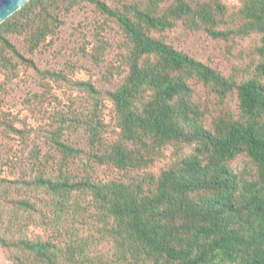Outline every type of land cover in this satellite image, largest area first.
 <instances>
[{
  "label": "trees",
  "instance_id": "16d2710c",
  "mask_svg": "<svg viewBox=\"0 0 264 264\" xmlns=\"http://www.w3.org/2000/svg\"><path fill=\"white\" fill-rule=\"evenodd\" d=\"M84 3L94 18L81 53L102 87L68 75L72 62L33 59ZM197 32L254 41L225 74L181 48ZM25 70L35 124L4 109ZM0 74V139L21 151L0 160L11 264H264V0H28L0 23ZM79 131L82 146L69 139ZM103 166L114 175H96Z\"/></svg>",
  "mask_w": 264,
  "mask_h": 264
},
{
  "label": "rangeland",
  "instance_id": "374dc122",
  "mask_svg": "<svg viewBox=\"0 0 264 264\" xmlns=\"http://www.w3.org/2000/svg\"><path fill=\"white\" fill-rule=\"evenodd\" d=\"M109 2V0H107ZM228 4H237L238 0H224ZM94 18L93 7L89 4H82L67 16L66 22L62 25L52 41V44L43 45L39 52L33 57L34 62L40 69L56 68L59 69L65 66L67 62H72L75 68L68 72L72 78L87 79L90 78L98 87L105 84L101 80L100 70L89 62L81 53V48L86 47L88 50L90 45L87 44L91 39L93 28L92 21ZM110 40L113 42V32H108ZM254 37L245 39L237 38L234 43H226L222 40H211L201 32L195 33L191 38L182 42L181 48L184 51L194 53L201 58L210 61L211 64L218 67L225 74L231 72L235 65L243 64L246 60V55L243 52L249 48V44L253 43ZM18 45L20 43L16 41ZM0 81L2 75L0 74ZM116 84V79L112 80ZM111 85H106L110 87ZM7 92L4 94V109L8 110L13 116L19 119H24L27 123L35 124V116L23 105V98L34 91H37L38 85L36 84L34 73L30 70L20 72V77L14 79L12 82L5 85ZM56 94L64 100V94L61 89H54ZM75 102L81 108L86 105V97L81 92H72ZM230 108H235L233 101L228 100ZM105 109V119L110 122V105L107 103ZM18 125L19 123H15ZM112 130V127H109ZM70 141L73 145L82 146L85 141V136L82 131L74 133L70 136ZM20 145L13 139L3 138L0 139V160L1 157L20 156ZM243 158L236 159L232 166L236 169H242L246 164ZM115 173V172H114ZM98 176L114 175L113 171L106 167L98 168L95 172ZM37 231V230H36ZM0 264H11L8 260L4 249L0 246Z\"/></svg>",
  "mask_w": 264,
  "mask_h": 264
},
{
  "label": "water",
  "instance_id": "95a60500",
  "mask_svg": "<svg viewBox=\"0 0 264 264\" xmlns=\"http://www.w3.org/2000/svg\"><path fill=\"white\" fill-rule=\"evenodd\" d=\"M28 0H0V23L17 11Z\"/></svg>",
  "mask_w": 264,
  "mask_h": 264
}]
</instances>
